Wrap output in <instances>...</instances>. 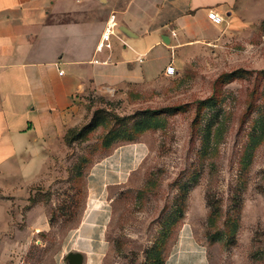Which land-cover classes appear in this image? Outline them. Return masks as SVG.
I'll return each instance as SVG.
<instances>
[{
    "label": "rangeland",
    "instance_id": "1",
    "mask_svg": "<svg viewBox=\"0 0 264 264\" xmlns=\"http://www.w3.org/2000/svg\"><path fill=\"white\" fill-rule=\"evenodd\" d=\"M253 2L241 13L247 21L223 23L219 38L196 48L174 76L89 99L78 128L96 111L103 127L60 143L27 194L6 197L20 209L22 264H53L59 255L112 127L137 128L147 149L129 178L109 189L103 264H151L152 254L164 261L182 229L207 264H264V0ZM30 223L40 230L26 231Z\"/></svg>",
    "mask_w": 264,
    "mask_h": 264
},
{
    "label": "crops",
    "instance_id": "2",
    "mask_svg": "<svg viewBox=\"0 0 264 264\" xmlns=\"http://www.w3.org/2000/svg\"><path fill=\"white\" fill-rule=\"evenodd\" d=\"M248 3L253 4L250 8L256 4L253 0H0V264H22L24 243L20 209L6 197L24 195L53 151L67 146L64 136L81 125L89 99L113 97L129 87L145 88L164 75L168 64L177 73L196 48L219 38L223 23L232 28L247 21L241 13ZM210 10L222 18L221 25L207 18ZM111 13L117 30L110 48L97 51ZM146 149L140 139L115 142L93 163L84 211L62 237L53 264H103L111 217L109 189L129 178ZM17 188L25 190L18 194ZM25 230L40 229L30 223ZM164 264H207V260L192 233L182 229Z\"/></svg>",
    "mask_w": 264,
    "mask_h": 264
},
{
    "label": "trees",
    "instance_id": "3",
    "mask_svg": "<svg viewBox=\"0 0 264 264\" xmlns=\"http://www.w3.org/2000/svg\"><path fill=\"white\" fill-rule=\"evenodd\" d=\"M102 112V111H100ZM152 112H160L158 111H152ZM100 117H103L106 119L104 115H98L97 111L95 112L93 118L91 121L80 128H74L70 129L64 136V142L67 146H70L71 144L83 141L89 133L96 130L99 127H103L102 121L100 120ZM140 131H137V128L133 129L132 133H127L124 130H115L114 127L110 128L109 131L104 136L102 142L103 146L107 149L109 145L115 142H133L138 140V133ZM132 134V135H128ZM151 264H164L163 259L160 257V255L152 254L150 257Z\"/></svg>",
    "mask_w": 264,
    "mask_h": 264
},
{
    "label": "built area",
    "instance_id": "4",
    "mask_svg": "<svg viewBox=\"0 0 264 264\" xmlns=\"http://www.w3.org/2000/svg\"><path fill=\"white\" fill-rule=\"evenodd\" d=\"M207 18L210 20V22L214 25H221L222 18L215 12L209 11L207 13ZM117 30V21L115 19V15L111 13L105 22L104 30L100 37V42L97 46V51H100L104 48L109 49L110 48V39L112 36L115 35V31ZM176 74L175 68L172 66V64H168L164 69V75L166 77H172Z\"/></svg>",
    "mask_w": 264,
    "mask_h": 264
}]
</instances>
